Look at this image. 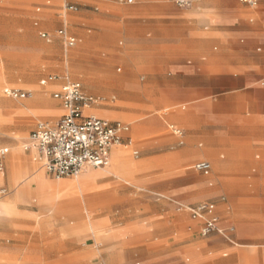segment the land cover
Wrapping results in <instances>:
<instances>
[{"label": "crops", "instance_id": "crops-1", "mask_svg": "<svg viewBox=\"0 0 264 264\" xmlns=\"http://www.w3.org/2000/svg\"><path fill=\"white\" fill-rule=\"evenodd\" d=\"M95 1L111 7H115V4L126 5L115 7L124 17L109 19L122 27V35L127 43L121 49L109 43L104 44L102 49L106 54L102 59L99 58L101 50L95 51L93 48V56L101 60L102 72L90 65L81 67L79 78L91 92L105 96L116 94L121 102V111L118 114L105 112L101 115L97 109L100 99L94 97L97 103L85 114L129 125V133L124 137L123 144L112 150L108 169L88 171L92 168H86L80 179L46 180L45 176H51L44 169L42 157L34 151L21 148L38 122L52 123L63 115L59 102L52 97L63 81L55 80L42 85L41 82L50 77L47 76L39 81L38 86L52 88L51 99L57 102L59 109L39 94L33 101L17 107L0 100V127L15 118L35 123L30 128H21L12 133L22 135L30 130L21 148L18 145L0 147L8 149L3 160L4 170L0 173V187L13 192L8 197H31L32 182L37 187L36 197H102L99 189L112 182L106 180L99 183V179L129 175L128 171L134 164L126 156L125 150H132L133 156L140 152L132 135V125L135 123L132 117L138 111L131 106L132 102L142 100L144 106L151 103L157 109L168 105L176 110L166 116L168 121L176 123L167 125L175 139L169 146L179 156V161L170 163L168 169L196 160L191 165V169L196 171L194 165L197 162H207L211 167L208 175L196 172L208 177L212 174L213 163L221 170L219 178L222 183L232 177L230 173L236 164H242L249 171L246 176L239 177L247 178L256 191L247 197V205L241 208L232 207L237 199L231 197L228 212H219L215 203L205 200L182 208L190 224H194L187 227L188 231L195 227L200 237H213L215 240L211 245L212 253L189 247L186 264H264V0H258L257 8L243 5L238 0H190L188 7H178L167 0H134L131 4L118 0ZM66 5L76 9L63 14L62 9ZM52 8L51 1L46 0L37 10ZM78 8L77 3L63 0V5L58 9L59 15L74 14ZM38 23L40 20L35 22L36 25ZM61 28L67 30L66 26ZM41 33L49 34L41 31L39 35ZM68 34L76 39L73 46L76 47L77 38ZM74 56V52L67 55L71 59ZM116 63L123 67L120 74L114 71ZM73 67L78 68L74 63L69 66L70 69ZM94 83L100 87L93 88ZM150 97L154 100L148 103ZM166 112L168 109L164 110ZM45 118L49 119L42 120ZM172 127L180 130L182 136H177ZM234 150L245 151L249 159L235 162L215 156L220 151ZM201 158H208L212 163ZM36 170L39 172L35 173ZM171 181L165 193L161 194L166 196V200H186L184 194L181 196L176 193ZM135 186L148 193H160L151 180L139 181ZM148 193H142L141 196L147 198ZM9 202L6 199L0 201V225L10 222L5 217L13 213V208L7 204ZM200 203L213 206L219 227L226 231L228 238L217 233L206 237L200 234L203 221L190 212ZM171 208L172 205L167 202L166 212L169 213ZM155 217L156 213L148 219ZM83 225L90 232L97 250H107L108 262L120 259L123 249L113 244L109 233L99 230L93 222L89 225L84 222ZM144 229L141 228L142 231Z\"/></svg>", "mask_w": 264, "mask_h": 264}, {"label": "rangeland", "instance_id": "rangeland-1", "mask_svg": "<svg viewBox=\"0 0 264 264\" xmlns=\"http://www.w3.org/2000/svg\"><path fill=\"white\" fill-rule=\"evenodd\" d=\"M50 1L52 9L39 11L37 8L46 0H0V100L17 107L33 101L39 94L59 109L57 102L51 99L52 88L38 86L41 79L54 76L57 81L67 79L80 83L86 94L100 99L99 112L118 114L121 111L119 97L91 92L79 78V68L90 65L102 72L101 60L93 56V48L101 50L99 58L102 59L106 54L102 49L104 44L109 43L116 49L125 47L127 42L122 35V27L109 18L124 17L115 7L126 5L111 7L100 5L95 0H70L79 5L78 11L60 16L58 9L63 0ZM65 26L77 38L76 47H67L56 36V30ZM41 31L48 32L50 39H42ZM72 52L75 53L74 58H68ZM73 63L78 66L75 72L69 68ZM122 69L120 63L114 65L116 73H122ZM92 85L95 89L100 87L98 83ZM4 87L28 91L31 96L27 100L8 99L3 96ZM152 100L154 98L150 97L147 102ZM143 103L138 100L131 104L138 110L132 117L135 121L132 135L140 152L133 156L132 150L127 149L125 154L134 166L128 171L129 175L99 179V183L112 182L99 189L102 197H36L37 187L33 182L31 197H8L13 192L0 187V201L9 200L7 204L13 208L12 214L4 215L10 222L0 225V264H186L189 247L213 252V237H200L194 226L195 229L188 231L187 227L194 224H190L182 208L205 200L215 203L219 212H228L231 197L237 199L232 207L247 205V197L256 191L247 178L239 176H246L249 170L245 165L236 164L230 173L232 177L221 183V170L208 158H201L212 163V174L208 177L191 169L196 160L168 169L170 163L179 161V156L173 153L175 150L170 149L169 145L175 139L167 128L168 124L175 122L166 118L176 110L168 105L157 109L151 103L148 106ZM165 109L168 112L164 113ZM46 119L49 118L42 120ZM31 125L35 123L22 122L18 118L3 124L0 127V147L18 145L21 148L30 130L22 135L12 133ZM215 156L235 162L249 159L243 150L220 151ZM110 165L111 162L104 168L88 171H103ZM78 177L82 178V175ZM143 180H151L160 193H148L135 186ZM170 181L176 193L184 194L186 200H166L161 193H165ZM142 193H148L149 197H142ZM167 202L172 205L169 213L166 212ZM147 204L150 207H146ZM155 213L157 217L148 219ZM84 222H93L99 230L112 236L113 244L123 249L120 259L108 262L107 250H97Z\"/></svg>", "mask_w": 264, "mask_h": 264}, {"label": "built area", "instance_id": "built-area-1", "mask_svg": "<svg viewBox=\"0 0 264 264\" xmlns=\"http://www.w3.org/2000/svg\"><path fill=\"white\" fill-rule=\"evenodd\" d=\"M118 1L131 4L134 0ZM167 1L178 7H188L191 4L190 0ZM238 2L251 8L259 6L258 0H238ZM75 9L72 5H66L62 10L65 14ZM262 15L264 16V10ZM40 36L45 40L50 39L47 33H41ZM56 36L67 47H73L76 44V39L70 36L65 28L57 30ZM55 80L54 76H50L41 84L46 85ZM2 93L12 100H27L31 96L28 91L14 88H4ZM52 97L59 102L63 115L52 123L38 122L22 149L38 153L43 159L46 173L54 179L74 178L86 168L106 167L112 150L123 144L124 137L130 131L129 125L86 115L85 111L94 106L97 100L85 94L78 82L64 80ZM172 130L177 136H182L180 130L173 127ZM7 154V148H0V173H3V160ZM194 169L208 175L211 167L207 162H197ZM190 212L203 221L200 231L203 237L217 233L228 238L226 231L219 227V219L211 204L200 203L191 208Z\"/></svg>", "mask_w": 264, "mask_h": 264}, {"label": "bare ground", "instance_id": "bare-ground-1", "mask_svg": "<svg viewBox=\"0 0 264 264\" xmlns=\"http://www.w3.org/2000/svg\"><path fill=\"white\" fill-rule=\"evenodd\" d=\"M76 70H77V69H76L75 67L72 68V71H73V72H75ZM81 76H82V78H85L83 75H81ZM102 76H103V75H102ZM110 76H111V75H110ZM105 94H106V93H105ZM27 112H28V111H27ZM99 113H100V112H99ZM100 114L102 115V113H100ZM93 115H94V114H93ZM80 175H81V174H80ZM78 176H79V175H78ZM78 176H77V177H78ZM78 178H79V177H78ZM79 179H80V178H79ZM76 184H77V183H76ZM24 190H25V189H24ZM47 196H48V195H47ZM47 196H46V197H47ZM88 225H89V223H88Z\"/></svg>", "mask_w": 264, "mask_h": 264}]
</instances>
